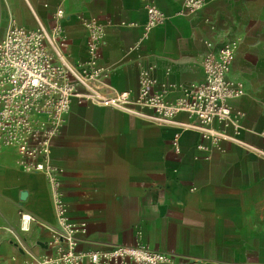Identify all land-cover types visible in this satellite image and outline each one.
<instances>
[{
	"label": "crops",
	"instance_id": "1",
	"mask_svg": "<svg viewBox=\"0 0 264 264\" xmlns=\"http://www.w3.org/2000/svg\"><path fill=\"white\" fill-rule=\"evenodd\" d=\"M181 1L0 0V39L10 19L50 27L61 6L72 63L87 60V25L100 21L106 81L135 95L146 71L173 100L203 79L205 40L238 38L227 77L243 84L229 102L241 113L242 143L200 150L194 130L73 102L50 157L82 249L143 244L167 254L165 264H264V156L253 150L264 151V0H204L194 11H182ZM150 3L165 19L146 29ZM16 156L0 150V264L50 253L57 229L45 178ZM20 213L31 217L26 229Z\"/></svg>",
	"mask_w": 264,
	"mask_h": 264
},
{
	"label": "built area",
	"instance_id": "2",
	"mask_svg": "<svg viewBox=\"0 0 264 264\" xmlns=\"http://www.w3.org/2000/svg\"><path fill=\"white\" fill-rule=\"evenodd\" d=\"M204 0H182V11H194ZM145 28L164 22L165 16L153 4L146 6ZM61 6L52 13L50 27L38 22L26 28L10 19L0 39V150L16 152V164L45 178L57 219L48 246L50 253L31 256L19 264H165L171 258L146 245H116L107 249H82L77 228L70 222L64 204L61 170L50 157L71 104L106 107L145 121L178 126L200 134V150L207 144L242 143L239 137L241 113L230 100L243 94V84L228 79L239 39L215 44L205 40L202 58L203 79L173 100L165 90L153 89L146 71L138 77L135 95L118 90L107 80V71L98 65L105 35V23L94 20L87 25V60L72 63L62 36ZM183 113L186 120H178ZM264 134V133H262ZM250 147V146H249ZM253 148V147H251ZM264 156V151L253 149ZM21 228L31 217L20 213Z\"/></svg>",
	"mask_w": 264,
	"mask_h": 264
}]
</instances>
